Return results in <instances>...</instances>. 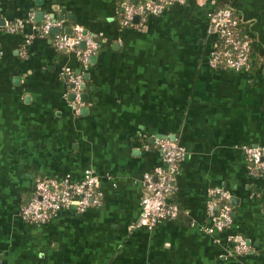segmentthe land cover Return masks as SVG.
I'll return each mask as SVG.
<instances>
[{"label":"crops","instance_id":"0c3cea01","mask_svg":"<svg viewBox=\"0 0 264 264\" xmlns=\"http://www.w3.org/2000/svg\"><path fill=\"white\" fill-rule=\"evenodd\" d=\"M124 1L0 0V264H264V172L252 173L242 152L264 146V0L231 3L251 72L207 64V13L221 0H185L121 26ZM45 15L96 40L85 67L53 46V33H34ZM64 67L83 76L77 111ZM162 137L185 151L167 198L178 212L133 227L142 176L162 166ZM86 168L99 205L38 225L20 219L34 178L77 181ZM213 187L231 199L226 231L207 213ZM229 232L244 253H226Z\"/></svg>","mask_w":264,"mask_h":264},{"label":"built area","instance_id":"2783aa9c","mask_svg":"<svg viewBox=\"0 0 264 264\" xmlns=\"http://www.w3.org/2000/svg\"><path fill=\"white\" fill-rule=\"evenodd\" d=\"M184 2L185 0H125L120 8L119 23L121 26H130L135 18L142 22L148 16L159 15L171 4ZM207 19L206 33L213 37L207 59L208 66L212 69L247 71L251 63L250 40L234 29L237 16L233 14V8L229 5L215 8L207 13ZM23 24L24 20L18 19L8 25L7 30L14 32ZM51 27L58 28V32L52 34L53 46L56 49L74 51L81 65L85 67L88 56L97 48L96 40L83 33L79 26H74L70 35L64 34L59 30L61 21L47 15L40 24L33 26V30L38 35H48ZM216 36L221 39L218 48L214 40ZM81 42L83 47H80ZM61 74L65 77V83L71 84L69 90L73 100L69 105L72 110L77 111L80 105L82 73H72L64 67ZM156 148L160 153L162 166L142 176L144 189L139 201V215L133 227L151 229L159 221L173 219L178 212L177 205L167 201V198L172 190L171 182L176 166L184 158L185 151L175 141L167 138L157 140ZM242 152L252 173L264 172V146L246 145L242 147ZM208 194L215 197L207 203V213L214 223L213 229H230L232 214L228 192L220 187H213L208 190ZM100 201L97 176L92 169L86 168L77 181L67 178H34L31 194L20 205L18 215L23 221L38 225L45 223L60 210L81 212L87 207L99 205ZM227 241L230 243L226 249L228 255H239L247 250L243 240L238 239L232 232L228 233Z\"/></svg>","mask_w":264,"mask_h":264},{"label":"trees","instance_id":"16d2710c","mask_svg":"<svg viewBox=\"0 0 264 264\" xmlns=\"http://www.w3.org/2000/svg\"><path fill=\"white\" fill-rule=\"evenodd\" d=\"M136 1H138V0H136ZM232 1L233 0H221L219 2L218 7H216V8L223 7L225 5L231 6ZM233 14L236 15L234 11H233ZM234 29L239 33V35L245 36L244 31H243V23L238 18H237L236 24L234 25ZM214 40H215V45L218 48V46L221 44V39L216 36V39H214ZM252 69H253V62L251 61L249 69L247 70V72H251ZM63 79L65 80V77H63ZM66 85H67L68 89L71 88V84L70 83L66 82Z\"/></svg>","mask_w":264,"mask_h":264},{"label":"water","instance_id":"95a60500","mask_svg":"<svg viewBox=\"0 0 264 264\" xmlns=\"http://www.w3.org/2000/svg\"><path fill=\"white\" fill-rule=\"evenodd\" d=\"M49 32L50 33H57L58 32V28H56V27H51L50 28V30H49ZM83 33H86L85 31H83ZM64 34H67V35H70V29L68 28V29H64ZM80 46H83V43L81 42L80 43ZM80 87H82V85H80ZM70 97H72V94L70 95ZM85 97H84V94L83 95H81V99H84ZM162 138H165V137H162ZM229 200H231V199H229Z\"/></svg>","mask_w":264,"mask_h":264}]
</instances>
